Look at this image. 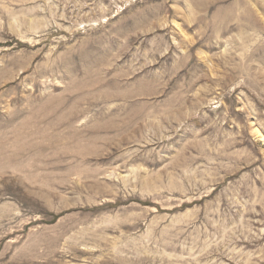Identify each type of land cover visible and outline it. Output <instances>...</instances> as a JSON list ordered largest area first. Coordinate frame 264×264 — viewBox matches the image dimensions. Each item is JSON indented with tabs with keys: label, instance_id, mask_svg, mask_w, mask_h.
I'll return each instance as SVG.
<instances>
[{
	"label": "rangeland",
	"instance_id": "obj_1",
	"mask_svg": "<svg viewBox=\"0 0 264 264\" xmlns=\"http://www.w3.org/2000/svg\"><path fill=\"white\" fill-rule=\"evenodd\" d=\"M0 264H264V0H0Z\"/></svg>",
	"mask_w": 264,
	"mask_h": 264
}]
</instances>
